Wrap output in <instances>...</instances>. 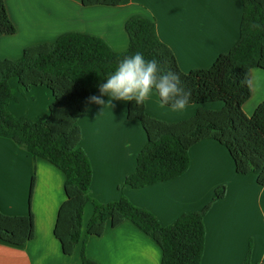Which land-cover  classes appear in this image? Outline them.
<instances>
[{
	"label": "crops",
	"instance_id": "1",
	"mask_svg": "<svg viewBox=\"0 0 264 264\" xmlns=\"http://www.w3.org/2000/svg\"><path fill=\"white\" fill-rule=\"evenodd\" d=\"M5 1L17 33L0 38V60L20 59L26 48L54 43L68 33L99 37L114 52L122 53L130 44L127 21L143 16L155 22L159 38L173 50L185 72L209 68L233 48L240 36L243 13L241 0H188L182 13L168 14L162 21L163 3L168 6L174 0L169 4L166 0H127L119 7H84L81 0ZM251 76L252 96L244 105L248 117L264 102V71L254 69ZM100 85L92 89V96L100 95ZM10 86L15 100L9 110L15 117L36 121L48 116L54 101L50 90L33 87L21 92L19 82L13 80ZM41 96L43 107L36 111L33 105ZM103 99L105 105L88 101L89 109L80 120L81 148L93 169V200L107 204L125 197L167 227L185 213L202 210L215 191L225 187L224 197L205 217L201 264H242L251 242L253 263L264 264V187L258 184L257 176L237 174L228 150L207 140L191 149L190 168L180 178L142 189L128 187L125 179L136 171L137 156L147 144V135L138 120L128 118L129 102L107 103L106 95ZM145 103L152 116L168 114V107L154 91ZM218 106L205 105L211 109ZM197 108L185 107L180 118L192 117ZM33 176L36 179L29 206ZM64 185L65 175L58 168L0 137V210L8 216H25L31 211L35 217V237L26 245L17 247L0 240V264H82V250L97 264H162L159 245L128 220L115 228L108 223L102 236L88 238L77 245L72 256H66L54 234L58 211L66 200ZM93 215L90 203L84 209V232Z\"/></svg>",
	"mask_w": 264,
	"mask_h": 264
},
{
	"label": "trees",
	"instance_id": "2",
	"mask_svg": "<svg viewBox=\"0 0 264 264\" xmlns=\"http://www.w3.org/2000/svg\"><path fill=\"white\" fill-rule=\"evenodd\" d=\"M127 0H81L84 7H119ZM243 13L240 36L226 54L209 68L185 72L173 50L159 38L156 24L143 16L130 18L125 29L130 44L125 52H114L101 38L68 33L56 42L28 47L20 59L0 60V137L12 140L34 158L47 160L65 175L66 200L60 207L54 234L63 253L72 256L77 245L90 237H100L108 223L118 227L131 221L162 250V264H201L206 244L205 217L225 195V187L215 191L202 210L185 213L164 227L149 211L138 208L127 198L102 204L91 197L93 169L81 148L80 120L89 109L92 89L105 82L125 57L137 52L146 60L157 59L161 67L179 74L181 86L191 93L187 106H197L196 113L185 120L169 122L129 102L128 118L138 120L147 135V144L137 156L136 171L124 184L142 189L180 178L190 168V151L198 144L213 140L231 155L236 172L254 174L264 187V102L248 117L244 105L252 89L241 84L247 71H264V0H241ZM260 29L250 30L251 23ZM17 28L5 0H0V38L13 36ZM18 79L19 90L45 87L53 103L46 117L32 121L17 118L9 110L15 100L10 81ZM160 99V98H159ZM221 104L219 109L206 108ZM168 108L171 105L164 104ZM186 106V107H187ZM173 109V108H172ZM35 177L32 179V191ZM94 206V215L84 232V209ZM35 237V217L8 216L0 210V240L22 247ZM253 243L242 264L252 261ZM82 264H97L82 250Z\"/></svg>",
	"mask_w": 264,
	"mask_h": 264
},
{
	"label": "clouds",
	"instance_id": "3",
	"mask_svg": "<svg viewBox=\"0 0 264 264\" xmlns=\"http://www.w3.org/2000/svg\"><path fill=\"white\" fill-rule=\"evenodd\" d=\"M250 30L261 28L259 23H251ZM241 84L248 89L254 86V78L247 71ZM155 92L162 104L171 105L173 109L183 110L187 106L191 93L181 86L179 74L165 70L157 59L146 60L137 52L120 61L114 72L99 86L100 95L89 97L90 103L105 105L103 96L112 100L131 102L140 107L147 101L150 93Z\"/></svg>",
	"mask_w": 264,
	"mask_h": 264
},
{
	"label": "rangeland",
	"instance_id": "4",
	"mask_svg": "<svg viewBox=\"0 0 264 264\" xmlns=\"http://www.w3.org/2000/svg\"><path fill=\"white\" fill-rule=\"evenodd\" d=\"M171 1H173V0H166V2H168V4H169V2H171ZM188 0H174V3H172L171 5H168V6H166L164 3H163V11L166 13V14H164V12H163V16H162V18L160 17V19H161V21H162V19L163 18H165L168 14H180V13H182L183 12V4H185L186 2H187ZM191 1H193V0H191ZM151 5H154V4H151ZM156 6V5H155ZM159 7V6H158ZM160 8V7H159ZM165 9V10H164ZM12 81V80H11ZM13 81H16L17 82V84H18V79H13ZM43 97L41 96V97H37L36 98V103L33 105V108H34V110H40L42 107H43ZM29 103L30 104H33V100H32V98H29ZM220 106H218V108L217 109H219L220 107H221V104H219ZM23 106H25V105H23ZM31 105H29V107H30ZM217 106V105H216ZM32 108V109H33ZM151 109H153V111H156V108L153 106V105H151ZM184 110V109H183ZM32 111V110H31ZM165 111L166 112H168V114H163V115H160V114H158L157 112H155V113H157V115H158V117H166V118H163V119H161V118H158V117H156V116H154V117H156V118H158V119H160V120H164V121H174L175 119H181L180 118V112H182V111H180V110H176V109H169V108H166L165 109ZM30 113H32V112H30ZM29 115H31V114H29ZM17 117V116H16ZM24 117V116H23ZM17 118H21V117H17ZM28 118V117H27ZM29 119V118H28ZM166 119V120H165ZM173 119V120H172ZM185 119H188V118H185ZM185 119H181V120H178V121H182V120H185ZM35 176H33V178H34ZM32 178V179H33ZM35 179H36V177H35ZM30 188H29V196H28V205L30 206V204H31V187H32V180H31V184H30V186H29ZM33 190H34V188H33ZM32 193H33V191H32ZM75 252V251H74Z\"/></svg>",
	"mask_w": 264,
	"mask_h": 264
}]
</instances>
